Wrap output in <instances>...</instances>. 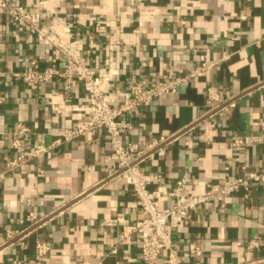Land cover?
I'll return each mask as SVG.
<instances>
[{
    "label": "crops",
    "instance_id": "0c3cea01",
    "mask_svg": "<svg viewBox=\"0 0 264 264\" xmlns=\"http://www.w3.org/2000/svg\"><path fill=\"white\" fill-rule=\"evenodd\" d=\"M14 2L26 9L38 5V0ZM52 3L74 23L79 50L96 74L109 71L110 62L118 68L107 87L116 105L124 103L134 83L170 81L203 60L214 63L179 86L177 94L159 96L125 117L134 126L133 133L123 135L126 143L179 135L164 155L143 163L146 172L162 174L166 190L185 180V191L192 194L220 183L227 174L241 175L243 166L264 167V0ZM95 31L98 47L87 53L88 35ZM117 41L121 45L115 46ZM222 56L228 57L220 60ZM32 58L65 66L58 52L39 42L27 26L1 15L0 264H144L138 234L104 223L122 215L134 225L141 218L132 186L109 178L114 159L104 131L56 143L75 126L76 110L82 119L89 115L82 81L72 88L59 79L27 88L13 72L30 69ZM212 85L226 103L233 102L225 113L209 116L206 92ZM20 124L32 130L29 147L54 144L43 157L41 171L38 159L13 171L7 168L15 156L10 134ZM203 134L211 141L202 140ZM173 200L162 198L161 207ZM222 203L212 200L183 227L172 229L180 264H264V184L252 182L248 190L241 188ZM30 214L45 220L30 226ZM30 229L24 244H4L8 231ZM253 236L261 248L251 258L247 245ZM37 239L52 246L43 261L36 255ZM193 241L202 243V256L189 251ZM157 264H169L167 252Z\"/></svg>",
    "mask_w": 264,
    "mask_h": 264
},
{
    "label": "built area",
    "instance_id": "2783aa9c",
    "mask_svg": "<svg viewBox=\"0 0 264 264\" xmlns=\"http://www.w3.org/2000/svg\"><path fill=\"white\" fill-rule=\"evenodd\" d=\"M1 15L7 16L21 26H27L39 42L57 51L65 63L64 68H60L54 63L40 62L39 59L32 58L30 69L13 72V76L27 88L35 90L54 79H59L72 88L75 81H82L90 106L89 115L86 119H82L79 110H76L79 118L76 120L75 126L66 130L56 143L69 142L87 136L95 130L104 131L114 159L109 178L124 180L132 186L136 195L137 209L141 214V218L134 225H129L122 215L105 220L104 223L122 225L124 229H130L138 234L144 264H157L164 252H167L169 264H180V258L173 247L172 229L183 227L198 208L207 206L214 199L222 200L224 206V200L239 189L248 190L252 182L264 184V167L260 170H249L243 166L241 175L227 174L220 183L210 185L199 192L186 193L185 180H180L173 190L168 191L164 188L162 174L146 172L143 169V163L164 155L166 146L174 142L179 135H160L141 144L126 143L124 140L125 132H134L133 124L125 120L129 113L138 108L150 106L159 96L177 94L179 86L189 84L193 78L201 76L209 70L214 63L203 60V63L197 68L170 81L156 84L134 83L126 91L124 103L116 105V98L109 94L107 87L110 79L118 73V68L110 62L109 71L99 74L93 71L87 61L86 54L79 50L74 23L58 13L52 0H38L35 9L20 7L14 0H0ZM241 18H245V16ZM96 37L97 31L88 35L87 53H91L98 47ZM109 37L107 35V39ZM118 45L121 43L115 42V46ZM227 57L222 56L220 60ZM206 93L211 102L209 116L225 113L231 107L233 101L226 103L217 87L209 86ZM56 110L60 109L56 108ZM10 135L15 156L7 164L9 171L16 170L31 160L38 159L41 163L44 156H49L54 145L29 147L33 134L27 124L18 125ZM201 139L211 141L212 137L203 134ZM246 141V138L241 139L237 145ZM40 165L41 171L42 163ZM152 184L157 185L155 190L149 188ZM164 197L174 200L170 205L161 207V199ZM44 220V217L37 218L34 214H30L28 218L30 226L42 223ZM31 231V229L8 231L4 244L16 241L24 244V237ZM260 248L261 243L258 236L250 238L247 249L251 258ZM51 251L50 243L37 239L36 255L40 260H45ZM189 251L195 256H202V243L193 241L189 245Z\"/></svg>",
    "mask_w": 264,
    "mask_h": 264
}]
</instances>
